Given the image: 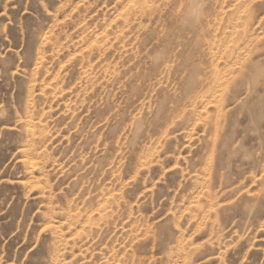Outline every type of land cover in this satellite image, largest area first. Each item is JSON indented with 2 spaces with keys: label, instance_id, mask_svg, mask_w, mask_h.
I'll return each instance as SVG.
<instances>
[{
  "label": "rangeland",
  "instance_id": "1",
  "mask_svg": "<svg viewBox=\"0 0 264 264\" xmlns=\"http://www.w3.org/2000/svg\"><path fill=\"white\" fill-rule=\"evenodd\" d=\"M0 264H264V0H0Z\"/></svg>",
  "mask_w": 264,
  "mask_h": 264
}]
</instances>
